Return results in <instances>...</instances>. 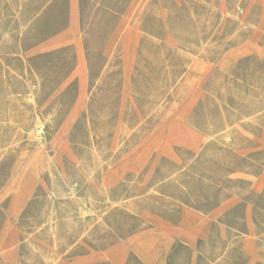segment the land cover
I'll return each mask as SVG.
<instances>
[{
	"label": "rangeland",
	"instance_id": "1",
	"mask_svg": "<svg viewBox=\"0 0 264 264\" xmlns=\"http://www.w3.org/2000/svg\"><path fill=\"white\" fill-rule=\"evenodd\" d=\"M0 264H264V0H0Z\"/></svg>",
	"mask_w": 264,
	"mask_h": 264
},
{
	"label": "bare ground",
	"instance_id": "2",
	"mask_svg": "<svg viewBox=\"0 0 264 264\" xmlns=\"http://www.w3.org/2000/svg\"><path fill=\"white\" fill-rule=\"evenodd\" d=\"M30 90V89H29ZM31 92V91H30ZM33 95V94H32ZM35 106V105H34ZM55 228V227H54Z\"/></svg>",
	"mask_w": 264,
	"mask_h": 264
}]
</instances>
